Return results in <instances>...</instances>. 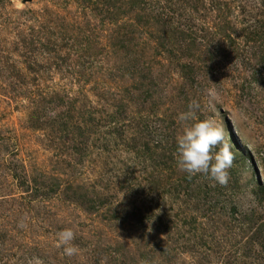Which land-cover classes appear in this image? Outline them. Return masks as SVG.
Returning a JSON list of instances; mask_svg holds the SVG:
<instances>
[{"label": "rangeland", "instance_id": "1", "mask_svg": "<svg viewBox=\"0 0 264 264\" xmlns=\"http://www.w3.org/2000/svg\"><path fill=\"white\" fill-rule=\"evenodd\" d=\"M192 102L224 185L177 166ZM34 258L264 264V0H0V264Z\"/></svg>", "mask_w": 264, "mask_h": 264}, {"label": "clouds", "instance_id": "2", "mask_svg": "<svg viewBox=\"0 0 264 264\" xmlns=\"http://www.w3.org/2000/svg\"><path fill=\"white\" fill-rule=\"evenodd\" d=\"M203 94L207 100L206 109L214 112L218 93L212 88H205ZM199 108V104L192 102L188 105L187 112L178 114V120L182 123L193 122L183 127L176 137V163L189 175L203 174L216 184L224 185L229 179L228 170L232 167L233 156L225 146L223 128L214 117L195 121L194 110ZM57 237L58 244L63 246L64 254L72 256L76 251L71 243L74 239L72 230H62L57 233ZM34 264H40V261L34 258Z\"/></svg>", "mask_w": 264, "mask_h": 264}]
</instances>
